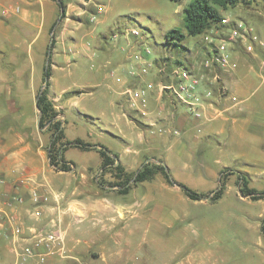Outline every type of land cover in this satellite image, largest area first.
<instances>
[{"label": "crops", "instance_id": "crops-1", "mask_svg": "<svg viewBox=\"0 0 264 264\" xmlns=\"http://www.w3.org/2000/svg\"><path fill=\"white\" fill-rule=\"evenodd\" d=\"M144 1L0 0V264H20L18 254L33 246L35 231L62 237L64 255H46L45 246H34L32 260L43 257V264H169L175 258L172 264H204L200 237H187L186 214L196 204H217L227 195L256 204L255 215L248 209L228 215L240 224L256 217L254 242L264 252V199L253 201L239 192L242 179L264 192V0H255L259 4L252 9L239 4L234 14L221 11V18L243 22L258 39L227 43L229 71L203 66L218 55L214 46L225 38L228 29L219 24L200 34L202 42L193 50L185 49L184 61L171 55L150 61L145 58L150 50L135 46L117 51L116 35L108 41L101 31L124 18L115 25L129 38L128 15ZM47 65L46 98L64 141L102 146L124 176L146 164L161 166L175 183L196 193L215 191L223 173L221 197L190 199L161 173L126 194L101 187L98 181L114 178L102 172L98 147L66 149L62 157L70 170H56L48 158L50 134L39 128L36 106ZM183 69L200 80L198 119L170 89L162 90L177 85ZM220 86L227 91L223 96ZM94 108L98 118L91 114ZM67 116L80 125L71 136Z\"/></svg>", "mask_w": 264, "mask_h": 264}, {"label": "rangeland", "instance_id": "rangeland-1", "mask_svg": "<svg viewBox=\"0 0 264 264\" xmlns=\"http://www.w3.org/2000/svg\"><path fill=\"white\" fill-rule=\"evenodd\" d=\"M97 1L104 2V0ZM191 1L193 0H182L179 2L145 0L141 3L142 6L137 13L133 12L129 15L124 13L131 18L129 20V28L137 29L140 35H143L142 38L133 36L128 38L124 34V29L118 30L115 20L124 21V18L113 19L105 30L101 31V34L108 41L110 38L113 39V35H116L112 43L119 48L117 51L123 48L127 52L130 46H135L136 51L150 50V54L145 56L150 61L163 55H171L174 59L184 61L185 56L183 53H186V50H193L196 42H202V37L200 35L195 37L185 36L179 45H173L167 43L165 33L170 30L185 31L182 8ZM249 1L251 4L242 3L241 5L252 9L255 5L252 2L253 0ZM231 10L233 9H229L226 14L230 15L237 12ZM234 10L236 9L234 8ZM104 43L106 45V42ZM64 81L71 82L68 78H65ZM91 114L93 117L98 118L99 110L94 108L91 110ZM67 118L68 134L71 136L75 128L78 132L80 131V125L76 124L74 126L70 122L69 116ZM96 126L99 129L101 128L98 125ZM69 151L78 150L72 148ZM260 184L264 185V175L261 177ZM196 205L194 206L195 210H191L186 214V233L188 234V239L192 238V235L200 237L202 247L205 249L202 252L204 264H264L263 249L259 247L258 243L254 242L255 235L253 230L255 228L253 227L257 222L256 217L254 219L245 218L243 223L240 224L239 219L228 215L229 212L240 213L241 210L245 209H248L250 215H255L258 209L255 203L247 205L227 195L217 204ZM252 205L253 207H250ZM171 231H167V236L175 240L177 237L172 236L173 233ZM169 244L173 246V241ZM188 247H184L183 253L191 248ZM170 261L169 264H172L176 261V258Z\"/></svg>", "mask_w": 264, "mask_h": 264}, {"label": "trees", "instance_id": "trees-1", "mask_svg": "<svg viewBox=\"0 0 264 264\" xmlns=\"http://www.w3.org/2000/svg\"><path fill=\"white\" fill-rule=\"evenodd\" d=\"M171 2H179L182 0H168ZM59 6L62 7L60 1ZM255 7L259 3H256L254 0L252 1ZM251 4L249 0H193L189 2L183 9V22L185 31L179 30H170L166 33L165 38L169 44L177 45L180 43L185 36H197L202 34L203 32L209 30L211 27L219 24L221 20V11H227L228 9L235 8L239 4ZM49 61V60H48ZM49 65H47L46 69L43 73V79L45 82V88L38 96L36 101V106L39 111V128L46 130L50 134V143L48 146V158L49 163L56 170L59 171H69L70 167L66 165V162L63 160L62 153L68 148H77L79 150H88V149H97L102 158V172L108 173L111 172L113 175L114 181L112 182H102L98 181V185L103 187L105 184L108 187H115L117 193L126 194L133 185L143 182L145 180L151 179L155 174L161 173L166 181L170 184H175L184 191L185 195L193 200L200 199H209L211 202L217 201L224 189L225 182V174L222 173L219 179V185L215 191L208 194L196 193L191 189L187 188L184 185L175 183L169 172L162 168L161 166H152L143 165L140 170L136 173H133L130 176H124L122 173V169L119 165H115V161L111 158L106 150L100 145H90L82 142L81 140L74 141H64L63 139V129L61 128V123L56 120V113L53 110L50 102L46 98V87L47 81L49 79ZM116 160V158H115ZM111 167V168H110ZM112 169V170H108ZM130 180L132 182L130 183ZM239 192L242 196L249 197L251 200L256 201L260 199H264V192H257L254 189H250L244 183V179H242L239 184ZM261 232L264 235V219L261 224Z\"/></svg>", "mask_w": 264, "mask_h": 264}, {"label": "built area", "instance_id": "built-area-1", "mask_svg": "<svg viewBox=\"0 0 264 264\" xmlns=\"http://www.w3.org/2000/svg\"><path fill=\"white\" fill-rule=\"evenodd\" d=\"M92 19V17L90 18ZM220 26L227 27V32L225 34V38L221 39L217 44H215V49L217 52V56L213 58V60L204 62L203 66L210 68L213 64L218 65L224 71H229L230 63L229 59L226 55V46L227 43H233L235 41H245L249 40L254 42H258V39L255 35H251L248 27L243 22H233L228 17H222L220 22ZM128 36L138 37L140 35L139 31L135 28L127 29L125 32ZM212 37H209V43H212ZM250 50V44L247 47ZM186 81H190L189 83H185ZM200 80L196 77H192L190 72L187 69H183L179 72L178 75V84L175 86L165 87L162 86V90H171L173 94L176 96L178 100L189 107V113L194 119H198L200 117V112L198 111L197 105L199 100L195 95V91L198 88ZM217 91L220 96L226 94V88L224 86H220L217 88ZM211 92L207 93V96H210ZM233 102H236V97H231ZM174 134H177V131H174ZM32 196L36 197L37 193L33 192ZM16 202H21V199L18 198ZM15 233L20 235L22 233L21 228H16ZM31 239L33 242V246H25L18 254V259L20 264H43L44 259L41 257L38 260H32L36 256V252L34 250V246H45L47 249L46 255H52L53 252L59 253L60 255H64L65 252L62 247V237L58 233H42L40 231H35L31 235Z\"/></svg>", "mask_w": 264, "mask_h": 264}, {"label": "water", "instance_id": "water-1", "mask_svg": "<svg viewBox=\"0 0 264 264\" xmlns=\"http://www.w3.org/2000/svg\"><path fill=\"white\" fill-rule=\"evenodd\" d=\"M44 86H45V84H44Z\"/></svg>", "mask_w": 264, "mask_h": 264}]
</instances>
